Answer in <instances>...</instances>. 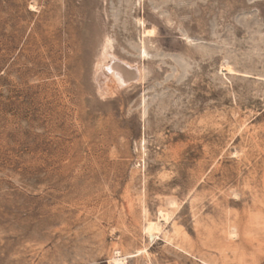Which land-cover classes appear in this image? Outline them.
Listing matches in <instances>:
<instances>
[{
    "label": "rangeland",
    "instance_id": "374dc122",
    "mask_svg": "<svg viewBox=\"0 0 264 264\" xmlns=\"http://www.w3.org/2000/svg\"><path fill=\"white\" fill-rule=\"evenodd\" d=\"M113 258L264 264V0H0V264Z\"/></svg>",
    "mask_w": 264,
    "mask_h": 264
},
{
    "label": "bare ground",
    "instance_id": "6f19581e",
    "mask_svg": "<svg viewBox=\"0 0 264 264\" xmlns=\"http://www.w3.org/2000/svg\"><path fill=\"white\" fill-rule=\"evenodd\" d=\"M111 43L107 40L106 47L104 50V57L111 58L110 64H100L99 62L103 61L104 59L98 62L99 66L97 69L100 70V74L98 75V82L100 83L101 92H109L114 87H122L125 84L134 82L138 80L140 77V72L137 69L129 68L128 65L124 64L123 62L115 59L111 54H108V49L110 50ZM111 51V50H110ZM106 59V57H105ZM100 64V65H99ZM112 264H126L125 259L121 258H113L111 261Z\"/></svg>",
    "mask_w": 264,
    "mask_h": 264
}]
</instances>
